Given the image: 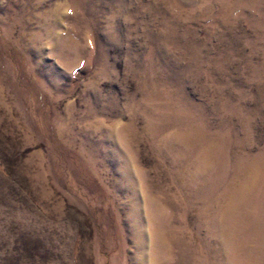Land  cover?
Wrapping results in <instances>:
<instances>
[{"label":"rangeland","instance_id":"obj_1","mask_svg":"<svg viewBox=\"0 0 264 264\" xmlns=\"http://www.w3.org/2000/svg\"><path fill=\"white\" fill-rule=\"evenodd\" d=\"M0 264H264V0H0Z\"/></svg>","mask_w":264,"mask_h":264}]
</instances>
